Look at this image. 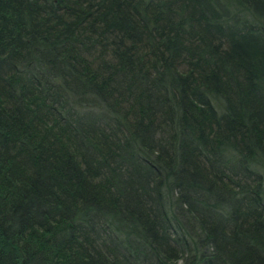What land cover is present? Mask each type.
Masks as SVG:
<instances>
[{
    "label": "trees",
    "instance_id": "16d2710c",
    "mask_svg": "<svg viewBox=\"0 0 264 264\" xmlns=\"http://www.w3.org/2000/svg\"><path fill=\"white\" fill-rule=\"evenodd\" d=\"M0 264H264V0H0Z\"/></svg>",
    "mask_w": 264,
    "mask_h": 264
}]
</instances>
